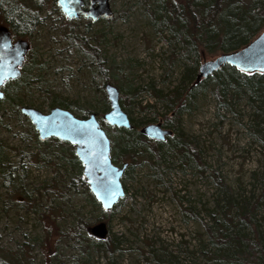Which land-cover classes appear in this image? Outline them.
I'll use <instances>...</instances> for the list:
<instances>
[{"label":"rangeland","instance_id":"obj_1","mask_svg":"<svg viewBox=\"0 0 264 264\" xmlns=\"http://www.w3.org/2000/svg\"><path fill=\"white\" fill-rule=\"evenodd\" d=\"M13 1H25L29 6H19V11L30 19L35 16L39 23L27 39L31 61L25 64V77L9 84L0 100V250L9 253L1 258L16 263L13 252L24 244L31 264H219L202 254L213 248L204 224L213 225L209 211L221 197L208 172L192 162L181 167L175 156H169L167 166L163 163L158 172L149 163L153 156L138 143L144 157L137 164L129 163L121 178L125 196L103 215L89 189L79 181L70 184L79 168L56 156L61 154L60 143L43 140L41 150L36 130L20 112L21 106L48 112L53 95L65 98L70 103L66 109L76 117L100 113L106 106L97 119L110 140L113 163L121 165L123 161L113 158L112 152L121 133L102 118L109 109L104 74L94 57L79 51L66 33H84L91 45L98 43L100 58L116 82L112 84L135 94L122 109L138 129L160 121L155 113L163 108L155 90L166 92L180 85L184 64L198 68L218 53L203 54L199 60L176 58L169 64L172 46L168 31L156 25V0H110L113 17L92 23L65 18L54 0ZM215 88V81L208 78L193 91L181 128L197 142L204 164L220 171L237 202L259 198L255 212L264 237V135L257 137L247 95L228 89L225 104H219ZM2 161L12 167L8 187L3 176L9 170H1ZM18 182L34 200L32 208L16 203L24 200L13 191ZM79 219L89 226L104 221L118 250L99 252L103 240L84 229L77 236L70 233ZM26 253L18 255L27 258ZM0 264L5 263L0 260Z\"/></svg>","mask_w":264,"mask_h":264},{"label":"trees","instance_id":"obj_2","mask_svg":"<svg viewBox=\"0 0 264 264\" xmlns=\"http://www.w3.org/2000/svg\"><path fill=\"white\" fill-rule=\"evenodd\" d=\"M156 1L158 2L159 12L156 17V25L161 27L162 30L166 29L168 31L167 40L172 46V54L167 57L169 64L176 58L188 60L192 57L195 60H199L203 54L215 55L221 52L237 50L252 40L264 27V0ZM12 3H14L13 0L8 2L0 0V10L7 13L8 10L3 7L5 5L9 7ZM18 3V1L15 2L16 7L13 8V15L15 17V20H11L13 21V25L16 28L20 27L24 29L26 28L25 24H31L32 27L38 24L39 20L35 16L30 19L19 11ZM20 3L26 2L22 1ZM92 22L94 21H89L88 23ZM84 29L85 33L89 31L88 27ZM66 37L74 41L79 51H83L86 55L94 57V63L97 64L104 74V83L110 82L116 84L109 69L105 68L103 59L100 58L101 51L98 48V43L91 45L84 33L72 34L70 32L66 33ZM30 61V54L28 52L25 64ZM196 73V64L194 66L184 64L180 85L166 92L155 90L153 93L163 108L162 113H155V119H160L164 127L171 129L172 135L168 136L163 142L149 139L139 133L137 124L130 118L133 124L131 129L114 128L115 131L121 134L114 142L112 148V152L114 153L113 158L118 156L123 162L137 164L144 157V152L137 150V144L143 143L146 146L147 152L153 156V160L149 159V163L158 172L163 163L167 166L169 156H175L181 167L192 162L202 172H208L221 197L216 198L215 207L209 211L213 225L204 224L205 231L210 237V244L213 248L212 250H203V256L206 260L218 261L219 264H264V237L261 235L255 212L259 198L251 202H237L233 196L232 188L225 182L220 171L217 168L204 164L197 142L193 138L187 137L181 128L182 116L188 108V100L191 94L208 78H212L215 81V94L219 104H225L224 95L228 89H232L234 93L243 92L247 95L249 102L254 108L255 126L258 132L257 137L262 139L264 126L260 127V121L264 122V71L245 72L230 65H223L214 74L198 82L195 81ZM25 75L26 70L22 71L19 78L9 81L3 89L6 90L9 84L20 82ZM118 89L120 91V105L126 109L130 99L135 94L130 89L123 90L120 85ZM52 97L50 107H69L70 103L65 98L57 95H53ZM3 98H5V91ZM106 108L104 106L101 112ZM101 112L96 114L100 116ZM52 141L61 145V154L57 152L56 156L67 159L72 166L77 165V168H79L70 177V184L79 181L81 186L89 189L82 176V165L74 154V146L69 142L56 138L48 139V142ZM37 142L40 145V149L43 150L45 141L38 139ZM33 155L35 154H26L29 158H32ZM1 166L5 167L6 164L2 161ZM5 169L9 170V172L3 176L5 179L3 185L8 187L11 184L10 172L12 171V167L8 165L1 170L4 171ZM66 187L70 188L71 185H67ZM46 189L49 188L47 187ZM13 191L22 194L24 197L22 201L16 200L18 205L29 208L35 205L34 200L28 195L23 183L18 182L15 184ZM92 199L93 202L96 201L93 197ZM120 202L121 200L118 201L116 206ZM95 203L99 204L98 202ZM185 209L189 210L194 216L197 215L191 209ZM102 213L105 215L109 212L102 210ZM99 219L103 218H97V220ZM89 227V223L79 219L76 226L70 230V233L77 236L80 229L90 232ZM108 234L103 239L97 238L103 240L98 245V251L112 254L118 250V242ZM24 246V244H21L18 246L17 252H13L14 256L12 258L17 260L16 263H8L3 260L1 256H8L9 253L2 254L1 250L0 260L5 264H31V259L26 253L28 248L25 250ZM22 252L26 253L27 258L18 255ZM169 264L174 263L170 262Z\"/></svg>","mask_w":264,"mask_h":264},{"label":"water","instance_id":"obj_3","mask_svg":"<svg viewBox=\"0 0 264 264\" xmlns=\"http://www.w3.org/2000/svg\"><path fill=\"white\" fill-rule=\"evenodd\" d=\"M61 11L69 18H85L97 21L111 18L114 14L110 0H89L88 7L83 8V0H56ZM29 48L28 41L10 39L6 26H0V100L4 97L3 85L21 75V66ZM223 65H230L245 72L264 71V29L243 47L217 54L214 58L204 60L198 65L196 79L207 78ZM109 109L102 118L116 128L131 129L133 124L120 105V91L110 82L104 83ZM20 112L25 115L40 140L54 137L69 142L74 146V154L82 164V176L89 190L105 211L111 210L124 198L125 189L121 178L128 167V162L121 165L113 163L110 156V140L101 128L95 112L85 117H76L68 109L53 106L46 113L30 106H21ZM139 133L155 140L165 141L172 135V130L155 122L142 126ZM90 233L99 239L108 234L104 221L89 227Z\"/></svg>","mask_w":264,"mask_h":264},{"label":"flooded vegetation","instance_id":"obj_4","mask_svg":"<svg viewBox=\"0 0 264 264\" xmlns=\"http://www.w3.org/2000/svg\"><path fill=\"white\" fill-rule=\"evenodd\" d=\"M8 1H10V0H8ZM8 1L6 0V2H8ZM54 1L56 3V0H54ZM88 3H89V0H83V8H87L88 7ZM17 5L25 7V8H27L29 6L26 3H20V2ZM56 5L58 6L61 14L63 16H65L64 13L61 11L59 5L57 3H56ZM15 7L16 6H15V2H14L9 7L6 6V5H5V7H3L4 9L8 10L7 13H5L4 11L2 12V10H0V26H6L8 28L9 33H10V39H11L12 42H14L16 39H24V40L28 41L27 39H30L31 28H33V27L31 26V24H29L30 27H28V24H25L26 28L22 29L20 27L16 28L13 25V21H11V20H15V17L13 15V12H14L13 8H15ZM65 18H66V16H65ZM80 18H85V17L83 15H80L79 18H77V19H80ZM85 19L88 20V22L92 21L91 19H88V18H85ZM29 50H30V46H29L28 51ZM28 51L25 54V57H24V60H23V64L21 66V72L25 70V59H26V56L28 54Z\"/></svg>","mask_w":264,"mask_h":264}]
</instances>
